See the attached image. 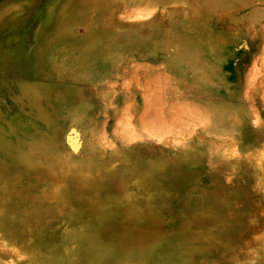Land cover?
Returning <instances> with one entry per match:
<instances>
[{"label":"rangeland","instance_id":"1","mask_svg":"<svg viewBox=\"0 0 264 264\" xmlns=\"http://www.w3.org/2000/svg\"><path fill=\"white\" fill-rule=\"evenodd\" d=\"M0 264H264V0H0Z\"/></svg>","mask_w":264,"mask_h":264},{"label":"bare ground","instance_id":"2","mask_svg":"<svg viewBox=\"0 0 264 264\" xmlns=\"http://www.w3.org/2000/svg\"><path fill=\"white\" fill-rule=\"evenodd\" d=\"M144 16V15H143ZM123 18V17H122ZM123 20H125V19H123ZM145 111V110H144ZM23 257V256H22ZM23 259V258H22Z\"/></svg>","mask_w":264,"mask_h":264}]
</instances>
